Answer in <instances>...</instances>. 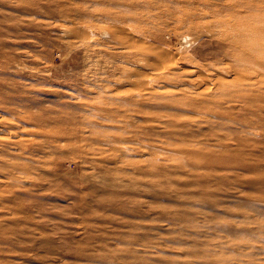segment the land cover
<instances>
[{"label":"rangeland","instance_id":"rangeland-1","mask_svg":"<svg viewBox=\"0 0 264 264\" xmlns=\"http://www.w3.org/2000/svg\"><path fill=\"white\" fill-rule=\"evenodd\" d=\"M260 21L0 0V264H264Z\"/></svg>","mask_w":264,"mask_h":264},{"label":"bare ground","instance_id":"bare-ground-1","mask_svg":"<svg viewBox=\"0 0 264 264\" xmlns=\"http://www.w3.org/2000/svg\"><path fill=\"white\" fill-rule=\"evenodd\" d=\"M240 14H237V16H239ZM254 19V18H253ZM259 28H262L263 30H264V22H262V21H260V22H258L257 24H256ZM256 26V27H257ZM243 27V26H242ZM232 28H234V27H232ZM252 28V27H251ZM244 29V28H243ZM234 30H235V28H234ZM241 30V29H240ZM233 35V34H232ZM201 36V35H200ZM213 37V36H212ZM235 37V36H234ZM237 37V36H236ZM235 37V38H236ZM252 37V36H251ZM239 38V37H238ZM253 38V37H252ZM194 39V38H193ZM196 39V38H195ZM225 40V39H224ZM251 40V39H250ZM253 40V39H252ZM196 41V40H195ZM238 41V40H237ZM249 41V40H248ZM247 41V42H248ZM193 42V41H192ZM254 42V41H253ZM251 43V42H250ZM252 47V46H251ZM254 47V46H253ZM252 47V48H253ZM255 47H257V45L255 46ZM261 47V46H260ZM258 48H259V46H258ZM260 49V48H259ZM257 50V49H256ZM252 51V50H251ZM209 64V63H208ZM263 65V64H262ZM259 67V66H258ZM260 68V67H259ZM189 69H191V68H189ZM261 70V69H260ZM195 71V70H194ZM229 71V70H228ZM191 72H193V71H191ZM192 74V73H191ZM200 77V76H199ZM197 83V82H196ZM208 84V83H207ZM210 85V84H209ZM214 93V92H213ZM49 146V145H48ZM4 153V152H3ZM1 167V166H0ZM11 168V167H10ZM10 174V173H9ZM13 174V173H12ZM11 176V175H10ZM9 178V177H8ZM12 183V182H11ZM210 236V235H209ZM217 237V236H216ZM239 245V244H238ZM235 254V253H234Z\"/></svg>","mask_w":264,"mask_h":264}]
</instances>
